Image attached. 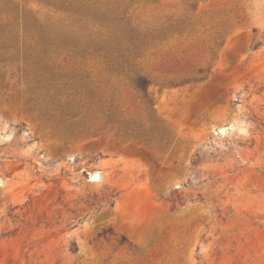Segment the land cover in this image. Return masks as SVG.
Listing matches in <instances>:
<instances>
[{
    "label": "rangeland",
    "instance_id": "obj_1",
    "mask_svg": "<svg viewBox=\"0 0 264 264\" xmlns=\"http://www.w3.org/2000/svg\"><path fill=\"white\" fill-rule=\"evenodd\" d=\"M123 1L0 0L19 38L18 56L0 58V264H264V0L128 2L134 27H173L136 67L176 137L166 154L96 131L95 105L73 134L82 116L57 118L33 67L39 27L53 39L83 28L90 54L57 43L52 63L132 99L94 42L96 11ZM201 68L207 80L171 85ZM84 93L57 100L85 105ZM112 191L115 205L101 203Z\"/></svg>",
    "mask_w": 264,
    "mask_h": 264
},
{
    "label": "trees",
    "instance_id": "obj_2",
    "mask_svg": "<svg viewBox=\"0 0 264 264\" xmlns=\"http://www.w3.org/2000/svg\"><path fill=\"white\" fill-rule=\"evenodd\" d=\"M124 0L118 8L103 12L96 11V18H105L99 22L101 29L96 32V58L101 60V64L106 67L107 72L115 74L117 78L129 81L133 90V98L119 96L117 89L103 90L101 86L96 88L88 80L63 74L59 67H56L50 58L55 44L61 45L63 49L72 48L76 55L87 54L91 48L79 47L78 43L85 36L83 28L78 32L63 33L61 38L53 39L48 33V28L39 27L36 30L39 44L33 51V67L38 78L46 84L48 91H53L55 99H52V112L57 113V118L65 121L66 118L73 125V120L81 117L76 123L78 130L72 132L83 134L89 132L88 123L92 122L88 114H84L82 109H87L90 113L93 105L96 107V131H107L114 133L118 138L135 142L139 146L160 154L169 153L176 142V137L169 127L159 118L156 105L157 101L154 93L150 91L152 81L144 75L136 73L139 61L145 59L148 50L157 48L167 37L166 33L172 30V26L154 31H144L139 27H134L133 22L127 18L130 9L128 2ZM194 2V0H188ZM196 8L197 5H190ZM32 28H36L33 26ZM92 42V43H94ZM19 38L16 30L11 25L5 24L0 18V58L13 60L18 56ZM261 44H257L258 48ZM11 51L13 53L11 54ZM90 54V53H88ZM211 69L208 71L199 69L196 75L199 79H180L179 83L172 82L173 86H184L192 82H203L208 79ZM76 88L85 91L86 103H68L62 105L57 100L62 89ZM88 100L92 103L89 104ZM88 105L87 108H84ZM50 111V110H49ZM118 193L115 191L106 194L100 201L113 207ZM89 202V200L87 201ZM107 233V232H105ZM126 240V239H125ZM73 252H78L76 244H73Z\"/></svg>",
    "mask_w": 264,
    "mask_h": 264
},
{
    "label": "bare ground",
    "instance_id": "obj_3",
    "mask_svg": "<svg viewBox=\"0 0 264 264\" xmlns=\"http://www.w3.org/2000/svg\"><path fill=\"white\" fill-rule=\"evenodd\" d=\"M98 178H99L98 175H95V176L93 177L94 180H98Z\"/></svg>",
    "mask_w": 264,
    "mask_h": 264
}]
</instances>
